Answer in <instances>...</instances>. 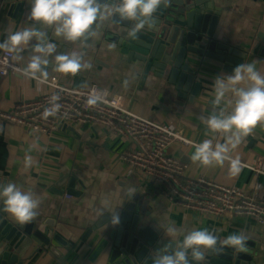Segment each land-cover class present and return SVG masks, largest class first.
Returning a JSON list of instances; mask_svg holds the SVG:
<instances>
[{
  "label": "crops",
  "instance_id": "0c3cea01",
  "mask_svg": "<svg viewBox=\"0 0 264 264\" xmlns=\"http://www.w3.org/2000/svg\"><path fill=\"white\" fill-rule=\"evenodd\" d=\"M212 4L215 6L213 18H216L211 28L209 26L212 38L244 53L243 63H254L256 70L264 75V0H212ZM30 11L31 0H0V43L10 34L33 25L47 34L40 41L34 37L28 45L21 46L22 52L15 53L22 57L15 60L21 69L27 67L33 55H40L33 50L38 42L53 43L56 52L42 55V59L49 60L44 66L48 73L46 79L58 77L62 84L75 88L81 81L80 87L97 84L116 95L123 107L136 114L163 124L183 125L185 136L196 144L206 139H212L213 145L225 142L222 134L212 133L203 121L221 109L231 111L226 101L214 106L213 82L217 76L231 74L237 65L206 53L202 56L189 53L187 60L195 70L196 80L183 92L177 84L169 82L167 73L159 76L155 69L146 70L145 62L122 53L119 43L110 38L115 36V24L107 11L106 18L94 25L95 36L86 40L82 37L75 42L57 37L55 26L29 20ZM72 53H76L83 64L91 65L79 71L81 78L57 72L49 65L55 64L57 54ZM37 78L20 72L0 77V110L10 112L18 103L51 90ZM230 97L229 93L226 100ZM129 149V140L101 125L65 126L49 138L0 117V184L13 183L39 199L38 215L28 223L34 232L43 233V228L52 234L53 240L58 236L65 242L54 241L58 252L54 254L30 236L26 237L18 251L24 264H110L118 226L112 223V215L115 212L120 219L126 211L131 212V218L137 216L148 221L152 230L169 243L171 240L181 242L192 230L211 231L221 236V240L231 234L251 231L261 236V247L252 257L253 264H264V224L255 218L216 217L173 206L161 188L143 174L127 175L128 166L122 156ZM194 152V146L188 148L179 144L169 150L170 155L185 166V179L203 177L248 193L253 192L259 182L262 184L259 194L264 196V175H255L249 167L259 157H264V124H258L229 153L239 156L241 161L242 170L235 177L228 174V161L223 166H201L190 159ZM26 156L32 160L27 167ZM72 181L81 191L67 198ZM57 183L62 186L55 188ZM129 189L135 190L132 198L128 195ZM3 218L19 224L8 213L4 217L0 215V222ZM172 225L177 232L169 237L166 229Z\"/></svg>",
  "mask_w": 264,
  "mask_h": 264
},
{
  "label": "clouds",
  "instance_id": "9594fccd",
  "mask_svg": "<svg viewBox=\"0 0 264 264\" xmlns=\"http://www.w3.org/2000/svg\"><path fill=\"white\" fill-rule=\"evenodd\" d=\"M109 0H31V11L28 17L33 22H39L48 26H55L54 34L63 37L67 41L75 42L82 37L95 36L94 25L98 20L105 19V11L109 15H118L121 21L131 24L127 37L137 39L138 34L156 24L154 14L161 6L168 7L171 0H112V8L106 7ZM47 34L39 31L35 26L26 27L21 31L10 34L0 50L8 53L22 52V45H28L35 37L40 41ZM33 55L26 68L20 69L23 75L46 79L48 73L44 66L49 63L43 56H50L56 52L53 43L34 46ZM14 60L22 59L14 55ZM55 70L60 73L76 74L82 68H90V64H83L76 53L71 55L57 54L55 56ZM214 106H220L225 102L231 107L230 112L221 109L218 114L207 118V128L212 133L222 134L224 143H215L212 139H206L202 143L195 144V152L190 157L193 162H199L201 166H223L228 161V174L235 177L240 173L241 161L239 156L233 157L229 153L235 149L242 139L247 137L258 124H264V75H261L254 63H242L237 65L231 74L217 76L214 79ZM245 85V86H242ZM231 97L226 100L228 94ZM59 97L53 95L51 101H57ZM101 98L90 95L88 105H95ZM60 108L58 103H53L51 108H46L42 117L46 120L49 116H55ZM203 120V118H202ZM32 164L31 157L26 156L25 166ZM129 197L135 195L134 189L128 190ZM0 202L3 209L17 223L23 225L31 222L37 215L40 200L34 198L30 192H24L13 183L0 184ZM119 216L114 212L112 223L118 224ZM177 229L174 225L166 229L169 237H174ZM247 237L243 234H231L226 239L219 240L213 232L207 230H192L183 236L181 242L174 240L152 256L153 264H204L206 253L220 251L223 247H232L237 251H243ZM218 242L220 247H218ZM173 245H175L173 247ZM191 257V260L189 259Z\"/></svg>",
  "mask_w": 264,
  "mask_h": 264
},
{
  "label": "built area",
  "instance_id": "2783aa9c",
  "mask_svg": "<svg viewBox=\"0 0 264 264\" xmlns=\"http://www.w3.org/2000/svg\"><path fill=\"white\" fill-rule=\"evenodd\" d=\"M14 53L0 52V77L21 68L13 59ZM51 90L39 97L18 103L10 112L0 110V117L34 133L52 138L63 127L79 125L93 127L101 125L111 132L129 140L130 149L122 156L128 166V176L140 172L161 188L173 206L216 217L229 215L255 218L264 224V196L259 194L262 184L257 182L254 191L245 192L239 188L199 178H184L185 166L171 156L173 145L188 148L196 143L188 139L183 125L163 124L136 114L122 106L121 101L109 90L97 84L85 87H68L58 77L37 78ZM57 95V101L51 97ZM90 95L101 99L95 105H88ZM58 103L55 116L46 120L42 113ZM255 175H264V157H259L249 166ZM67 198H72L67 195Z\"/></svg>",
  "mask_w": 264,
  "mask_h": 264
},
{
  "label": "water",
  "instance_id": "95a60500",
  "mask_svg": "<svg viewBox=\"0 0 264 264\" xmlns=\"http://www.w3.org/2000/svg\"><path fill=\"white\" fill-rule=\"evenodd\" d=\"M106 6L111 9L112 0H109ZM214 11L212 0H171L168 7L161 6L154 14L155 26L146 27L138 34L137 39L127 37V32L131 29L129 22L121 21L118 15H111V21L115 24L113 30L115 36L110 38L119 43L122 53L145 62L146 70L155 69L159 76L167 73L169 82L177 84L179 89L187 92L189 83L196 80L195 70L187 60L189 53L198 56L206 53L208 56L235 65L242 64L246 57L244 53L220 44L212 38L213 32L210 28L216 20L213 18ZM49 65L54 67L55 64ZM67 74L81 78L79 72ZM79 83L82 86V81ZM60 186L62 184L57 183L55 188ZM79 191L80 187L73 185L72 181L67 194L77 196ZM64 192L65 190H61V193ZM0 215L3 217L7 215L2 202ZM119 221L114 234L115 243L110 264H153L152 256L169 244L152 230L148 221L137 216L131 218L129 211L124 212ZM41 231L44 235L39 231L34 232L31 223L22 226L12 224L7 218H3L0 222V264H24L18 251L28 236L51 253L58 254L54 241L60 244L65 242L58 236H54L53 240L48 230L41 228ZM214 235L221 240V236ZM243 235L247 237L243 251H237L232 247L209 251L206 253L204 264H253L252 257L261 247V236L251 231L244 232ZM189 259L191 260V257ZM192 264L196 262L193 261Z\"/></svg>",
  "mask_w": 264,
  "mask_h": 264
}]
</instances>
